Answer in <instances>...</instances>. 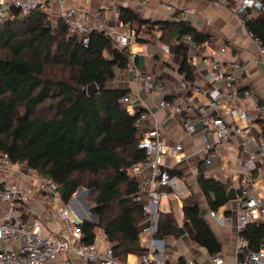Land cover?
<instances>
[{"label":"trees","instance_id":"obj_1","mask_svg":"<svg viewBox=\"0 0 264 264\" xmlns=\"http://www.w3.org/2000/svg\"><path fill=\"white\" fill-rule=\"evenodd\" d=\"M120 20L142 34L139 41L154 26L128 8L121 9ZM245 25L264 45V10H253ZM156 26L163 31L161 42L183 56L180 71L193 81L187 49L172 44L167 30L190 34L197 44L211 41V36L184 19ZM83 36L69 34L62 18L54 25L47 11L38 9L0 21V149L13 163L24 162L56 181L65 204L79 186L91 187V211L99 220L79 224L83 241L95 242L102 228L114 254L127 260L129 254L147 250L140 233L149 222L144 213L148 196L141 193L131 170L146 158L135 125L143 110L130 113L121 102L129 90L107 85L117 69L129 67V46L119 48L105 31L90 32L87 44ZM92 83L97 91L89 94L86 89ZM199 184L211 208L228 202V183L200 172ZM78 198L79 193L71 203L80 205ZM183 213L184 229L194 241L209 254L222 250L191 194L184 198ZM178 229L175 215L161 210L157 235H177ZM245 235L250 247L258 249L264 243V222H251Z\"/></svg>","mask_w":264,"mask_h":264},{"label":"built area","instance_id":"obj_2","mask_svg":"<svg viewBox=\"0 0 264 264\" xmlns=\"http://www.w3.org/2000/svg\"><path fill=\"white\" fill-rule=\"evenodd\" d=\"M62 4L61 18L68 27L69 34H84L83 42H89L88 34L94 30L105 31L114 38L119 48L129 46L142 37L141 33L128 29L124 32L111 31L100 22L99 15L93 16L90 8L68 4L69 0H59ZM148 0H140V7ZM214 5L228 6L235 16L246 28V19L253 15V10H264V0H209ZM51 0H0V21L13 19L18 16H27L33 10L47 11ZM167 8L173 9L172 4ZM96 21L92 22V18ZM179 17L186 20V10L179 12ZM247 32L255 38L259 44L260 52L264 62V45L246 28ZM156 30V33H159ZM159 37V35H158ZM191 46H198L190 34L181 37ZM165 50H169L167 44H162ZM230 48L228 43L220 47L223 54ZM136 53L130 52L129 69H136L134 59ZM244 67L240 61L227 62L220 56L214 55L211 61V69L206 73L208 81L213 82L211 88L201 87L198 83L187 79L180 81L183 89L193 93L200 92L207 96L208 102L201 105L186 103L180 94L166 95L165 82L154 78L150 74L138 72L137 77L145 82L146 90L150 91L152 83L162 98L159 106L167 112H174L182 119L185 131L194 134L199 123L204 124L202 131V151L204 163L209 166L215 158L221 154L222 142L236 137L241 156L237 158L236 164L242 171L239 191L237 193L236 206L230 212H221L212 209L211 216L220 224H235L237 229V248L235 264H264V243L258 249H252L245 235L247 226L256 222L264 216V196L260 195L256 188V171H264V165L259 163L264 158V133H253L256 124L264 122V103H256V113L247 108L232 107L231 114L235 121L227 122L215 112L222 104L232 101L249 99L253 91L248 87V79L243 75ZM135 94L127 92L121 98L130 113L136 110L133 107ZM150 112L142 111L135 122L139 132L143 129L144 120ZM139 147L146 152V158L134 165L131 170L138 173L142 169H148L139 180L141 193L148 196L144 205V213L149 222L140 233V242L147 250L138 254L135 262L120 260L111 247L100 251L95 242L83 241V231L79 224L72 218L73 210H68V203L61 200L58 184L50 178H45L36 173L34 169L24 162L13 163L9 155L0 149V168L4 172L14 170V166L24 168L27 179L36 183L37 190L43 203L49 204L63 221L68 232L44 233L47 219L35 216L31 220L25 219L16 213L20 208L29 210L28 189L16 182L0 181V264H76L73 253L80 257L85 264H165L167 245L163 237L157 235L159 229L160 202L162 198L172 194L179 199H184L190 194V189L185 180L166 164L167 156L182 160L184 146L182 142L168 144L165 141L161 127L154 124L150 129L141 133ZM180 156V157H179ZM23 172V171H21ZM208 175V172H204ZM138 199L141 196L138 195ZM181 264H225V258L221 251L209 255L206 262L194 257H187Z\"/></svg>","mask_w":264,"mask_h":264},{"label":"crops","instance_id":"obj_3","mask_svg":"<svg viewBox=\"0 0 264 264\" xmlns=\"http://www.w3.org/2000/svg\"><path fill=\"white\" fill-rule=\"evenodd\" d=\"M68 4L90 8L93 16L99 15L100 22L111 31L124 32L129 29V25L124 24L120 20V12L123 8L133 10L139 18L147 21V24L151 23L154 25L149 29L148 36L145 35L144 40L135 41L129 47L130 52L136 53L134 66H136L137 70L129 69V67L117 69V75L107 85L110 88L133 92L135 94L133 103L135 110L142 109L143 111L150 112L149 117L144 120L143 129L140 131V134L150 129L154 124H158L168 144L182 142L184 146L182 160L167 156L166 164L172 171H175L185 180L190 189V194L199 203L202 216L222 244L221 253L225 258V264H235L237 248L236 225L220 224L211 216L210 211L213 208L210 207L209 201L200 187L199 174L200 172L204 173L207 171L208 175L204 173V176L215 177L222 182H226L229 188L234 187L238 193L242 177V171L236 164L237 158L241 156L240 149L237 146L238 139L232 137L222 142L221 154L215 158L211 165L206 166L201 137L202 131L205 128L204 124L199 123L196 132L188 134L179 115L174 112H167L159 106L162 95L154 89V84L152 83L151 90L147 91V84L137 77V73L150 74L154 78L153 80L157 78L162 79L166 84V95L168 96L180 94L186 103L194 105L208 102L209 98L202 93H193L188 89L181 88L180 81L185 78V74L180 71L184 58L162 47V44L167 43L161 42L160 37L163 31L156 28V25L160 23L181 20L179 12L186 10V20L200 32L211 36V41H206L194 47L181 40L183 35H172L171 31L167 30V37L172 44H179L187 49L189 53L188 61L194 71V82L198 83L201 87L211 88L213 86V82L207 80L206 73L211 69V61L214 55L220 56L227 62L238 60L244 67L243 75L248 79V87L253 91V96L249 99L222 104L215 112L217 115L223 117L225 121L233 122L235 118L230 112L232 107H243L252 113H256V103L259 101L264 103V62L259 44L247 32L230 7L214 5L209 0H148L142 5L141 9H139L140 0H69ZM167 4H172L174 8H167ZM61 8L62 4L59 0H51L47 13L54 25L61 19ZM94 17L92 18V22L96 21V17ZM147 24L144 25L146 26ZM157 29L160 32L155 35ZM225 43H228L230 48L222 54L220 47ZM167 45L169 46V44ZM124 106L126 107L125 104ZM253 133H264V122L256 124ZM259 163L264 165V158ZM148 171V169H142L138 173H134V175L138 179H141ZM24 173V168L17 165L10 172H4L0 168V181L16 182L28 189L29 210L27 208H20L16 213L21 214L28 220H31L35 216L46 218L47 233L49 231L68 232L63 221L52 210L51 206L43 203L36 183L27 179ZM255 174L257 191L260 195L264 196V171H256ZM162 199L164 201L160 209L165 212H172L179 226L184 227V199H179L172 194ZM79 203L80 205L72 203L68 206V210L70 212L73 210V214L85 215V208L81 200ZM235 206L236 200L228 199L227 203L216 209H219L221 212H230ZM256 222H264V216ZM164 240L167 245L165 264H181L187 257H194L202 262H206L209 259L210 254L208 251L194 241L188 232H185L182 236L178 234L166 235ZM179 240L183 241L186 245L183 251L178 247L177 242ZM105 242V246H99L95 240L97 249L103 251L110 247L106 238ZM69 254L74 258L76 264H85L80 257L73 253ZM137 255L129 254L128 260L134 263Z\"/></svg>","mask_w":264,"mask_h":264},{"label":"water","instance_id":"obj_4","mask_svg":"<svg viewBox=\"0 0 264 264\" xmlns=\"http://www.w3.org/2000/svg\"><path fill=\"white\" fill-rule=\"evenodd\" d=\"M86 91L89 94H93L94 92L97 91V85L95 83L90 84L87 87ZM81 188H83V186H79L77 191L74 193V195H76V193H78V191H80ZM92 191H93L92 189L89 190L90 193H92ZM227 198L229 200H234V199L237 198V192H236V189L234 187L229 188V190L227 192ZM72 200H73V196L70 198V200L68 202V205L71 204ZM92 204H93L92 202H89L87 204V208L85 209V213H86L85 215H79V214H73L72 215V218H73V220H74V222L76 224H80L83 220H86V219L91 221V222H98L99 215L97 213H94V212L91 211ZM87 215H89V216H87ZM185 232L186 231H185L184 227L183 226H179L178 235L182 236L183 234H185Z\"/></svg>","mask_w":264,"mask_h":264},{"label":"rangeland","instance_id":"obj_5","mask_svg":"<svg viewBox=\"0 0 264 264\" xmlns=\"http://www.w3.org/2000/svg\"><path fill=\"white\" fill-rule=\"evenodd\" d=\"M78 189V188H77ZM90 189H92L91 187H89V186H86V185H83V188H81V190L80 191H78V193H79V200H81L82 201V204H83V206H84V208L86 209L87 208V204L89 203V202H92L93 203V200H91V199H89V197H90V195H91V193L89 192V190ZM90 193V194H89ZM77 194V193H76ZM73 196V199L75 198V195L73 194L72 195ZM88 196V197H87ZM163 199L161 200V202H160V207H161V205L163 204ZM72 204V203H71ZM78 204V203H77ZM76 205V204H75ZM93 205V204H92ZM47 227H44V229H43V231H44V233H47ZM96 242H97V244L99 245V246H105L106 245V242H105V237H104V233H103V230H102V228H98V230H97V235H96ZM177 244H178V247H179V249L181 250V251H183L184 250V247L186 246L184 243H183V241H181V240H179L178 242H177Z\"/></svg>","mask_w":264,"mask_h":264}]
</instances>
